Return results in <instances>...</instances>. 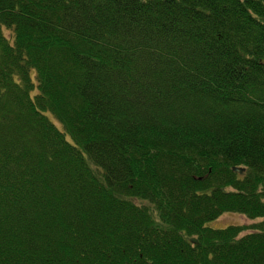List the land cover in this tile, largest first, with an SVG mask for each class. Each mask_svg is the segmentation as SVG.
Instances as JSON below:
<instances>
[{
    "label": "trees",
    "instance_id": "obj_1",
    "mask_svg": "<svg viewBox=\"0 0 264 264\" xmlns=\"http://www.w3.org/2000/svg\"><path fill=\"white\" fill-rule=\"evenodd\" d=\"M0 264H264V0H0Z\"/></svg>",
    "mask_w": 264,
    "mask_h": 264
},
{
    "label": "rangeland",
    "instance_id": "obj_2",
    "mask_svg": "<svg viewBox=\"0 0 264 264\" xmlns=\"http://www.w3.org/2000/svg\"><path fill=\"white\" fill-rule=\"evenodd\" d=\"M3 30L6 29L3 28ZM4 33L6 36H9L7 31H5ZM256 221H258V219H249L238 213L226 212L222 213L216 219L207 222V225L210 227H223L229 224L242 225L246 227L243 232H247L249 230V228L247 227Z\"/></svg>",
    "mask_w": 264,
    "mask_h": 264
},
{
    "label": "water",
    "instance_id": "obj_3",
    "mask_svg": "<svg viewBox=\"0 0 264 264\" xmlns=\"http://www.w3.org/2000/svg\"><path fill=\"white\" fill-rule=\"evenodd\" d=\"M232 170L240 174L243 171V168L242 167H232ZM189 240L190 242H195L194 238H190Z\"/></svg>",
    "mask_w": 264,
    "mask_h": 264
}]
</instances>
